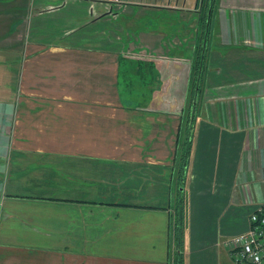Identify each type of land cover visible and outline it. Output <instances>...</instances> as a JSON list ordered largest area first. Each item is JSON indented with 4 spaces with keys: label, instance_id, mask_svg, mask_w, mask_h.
<instances>
[{
    "label": "crops",
    "instance_id": "0c3cea01",
    "mask_svg": "<svg viewBox=\"0 0 264 264\" xmlns=\"http://www.w3.org/2000/svg\"><path fill=\"white\" fill-rule=\"evenodd\" d=\"M111 4L143 10L138 31L109 28ZM202 7L0 0V264H217L248 230L264 204V0L215 1L194 109Z\"/></svg>",
    "mask_w": 264,
    "mask_h": 264
},
{
    "label": "built area",
    "instance_id": "2783aa9c",
    "mask_svg": "<svg viewBox=\"0 0 264 264\" xmlns=\"http://www.w3.org/2000/svg\"><path fill=\"white\" fill-rule=\"evenodd\" d=\"M224 246L236 264H264V204L250 214L248 230L228 238Z\"/></svg>",
    "mask_w": 264,
    "mask_h": 264
},
{
    "label": "trees",
    "instance_id": "16d2710c",
    "mask_svg": "<svg viewBox=\"0 0 264 264\" xmlns=\"http://www.w3.org/2000/svg\"><path fill=\"white\" fill-rule=\"evenodd\" d=\"M216 0H200V4L203 6L202 9V16H201V30H202V39L205 42V44H200L196 53V57H195V62H194V66H193V71H192V83H191V97L189 99V104L188 107L189 108H196L198 105V92L200 91V85L203 79V75H204V66H205V59H206V51H207V42H208V38L210 35V31H211V26H212V14H210V12H213V8H214V4H215ZM192 138L191 132L189 130H186V132H184V146H188L185 147L184 149V156L182 158V164L184 165L183 169L187 168L188 164V157L190 155V150H191V143L190 141ZM187 139H189V142L186 145V141ZM183 177H180V183L183 182ZM181 187V186H180ZM184 201L183 199H180L179 202V207H178V212H179V226H178V230L182 231L183 230V226L181 224V221L183 220V210H184ZM181 238V237H180ZM176 264H183V259L182 257H178L176 259Z\"/></svg>",
    "mask_w": 264,
    "mask_h": 264
},
{
    "label": "rangeland",
    "instance_id": "374dc122",
    "mask_svg": "<svg viewBox=\"0 0 264 264\" xmlns=\"http://www.w3.org/2000/svg\"><path fill=\"white\" fill-rule=\"evenodd\" d=\"M122 1H129L131 3L133 2H140L141 0H122ZM88 3H91V1H89ZM71 5H74V4H71ZM70 4L68 6H71ZM98 5V3H96V1H94V9L95 7ZM109 7H115V13H118V9L117 7H119L117 4H111L109 5ZM122 7V6H120ZM126 7H129V11L128 12H122L120 13L119 15V20L113 22V20L111 22H109V28H111L112 25L114 26H120V25H123V24H129L131 29H133L134 31H138V27H139V24H140V17H141V13H143L144 11L141 10L140 8H138V6H134V5H128ZM148 15H157L158 12H150L148 11L147 12ZM159 14H162L163 18L161 20H159V23L160 22H163L164 24L163 25H159L160 27H163V31L166 32L167 34H173L174 35V27H172L171 25L173 24H176V21L174 19V16L172 15H169L166 11L161 12ZM135 27V28H134ZM192 27V24L189 26L188 24L185 23V25L183 24L182 25V22L179 20V31L182 30V28H186V29H189ZM171 29H172V33H171ZM132 36H134V33L131 32ZM182 37H184V35H182ZM122 38L123 39H126V36H123L122 35ZM124 63H127V65H124ZM122 64V70H127L129 71V66H130V63L126 60ZM121 78V77H120ZM123 87H124V83L122 82V79H121V84H120V89L123 90ZM123 95H129L127 94V92H124ZM172 149V148H171ZM170 153V152H169ZM171 155H174L171 153ZM227 240V238H226ZM217 264H236L230 257V252L229 250L226 248V247H223L221 248V257L219 259V263Z\"/></svg>",
    "mask_w": 264,
    "mask_h": 264
},
{
    "label": "water",
    "instance_id": "95a60500",
    "mask_svg": "<svg viewBox=\"0 0 264 264\" xmlns=\"http://www.w3.org/2000/svg\"><path fill=\"white\" fill-rule=\"evenodd\" d=\"M211 13V12H210ZM205 44V43H204Z\"/></svg>",
    "mask_w": 264,
    "mask_h": 264
}]
</instances>
